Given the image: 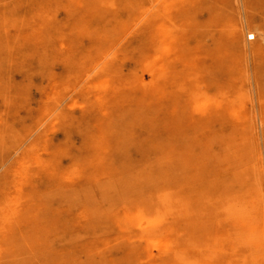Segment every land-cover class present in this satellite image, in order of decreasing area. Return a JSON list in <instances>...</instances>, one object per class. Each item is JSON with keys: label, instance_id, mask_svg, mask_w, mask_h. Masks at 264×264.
<instances>
[{"label": "rangeland", "instance_id": "rangeland-1", "mask_svg": "<svg viewBox=\"0 0 264 264\" xmlns=\"http://www.w3.org/2000/svg\"><path fill=\"white\" fill-rule=\"evenodd\" d=\"M247 222L264 0H0V264H264Z\"/></svg>", "mask_w": 264, "mask_h": 264}, {"label": "bare ground", "instance_id": "bare-ground-1", "mask_svg": "<svg viewBox=\"0 0 264 264\" xmlns=\"http://www.w3.org/2000/svg\"><path fill=\"white\" fill-rule=\"evenodd\" d=\"M151 3V2H150ZM238 5V4H237ZM257 8V7H256ZM256 27V26H255ZM258 29V28H257ZM246 31V30H245ZM261 31V30H260ZM129 34V33H128ZM170 35V34H169ZM247 36L249 37L250 36V38L252 39H254V38H256V31H254V29L252 30V31H250V32H248L247 33ZM163 38H164V36H163ZM161 43H162V41H161ZM165 43V42H164ZM155 44V43H154ZM157 46V45H156ZM155 46V47H156ZM169 46V45H168ZM163 47H165V46H163ZM167 47V46H166ZM169 48H170V46H169ZM160 51H163V50H160ZM165 52V51H164ZM195 54V53H194ZM182 55V54H181ZM154 57V56H153ZM148 63V62H147ZM109 66V65H108ZM171 74V73H170ZM96 87V86H95ZM142 89V88H141ZM124 94V93H123ZM126 95V94H125ZM76 98V97H75ZM77 99V98H76ZM78 100V99H77ZM227 101V100H226ZM83 103V102H82ZM206 103V102H205ZM95 114V113H94ZM42 125V124H41ZM181 156V155H180ZM179 157V156H178ZM185 158V157H184ZM182 159V158H181ZM157 160V159H156ZM155 160V161H156ZM163 160V159H162ZM179 160H180V158H179ZM183 160V159H182ZM185 161V160H184ZM147 162V161H146ZM177 162V161H176ZM169 163V162H168ZM159 164V163H158ZM169 165H171V164H169ZM161 166V165H160ZM164 166V165H163ZM130 167V166H129ZM134 167V166H133ZM157 167V166H156ZM128 168V167H127ZM135 168V167H134ZM150 168V167H149ZM160 169V168H159ZM187 170V169H186ZM185 170V171H186ZM162 171V170H161ZM196 171V170H195ZM140 172V171H139ZM138 172V173H139ZM212 172V171H211ZM198 174V173H197ZM107 175V174H106ZM201 174H199V176H200ZM204 175V174H203ZM185 176V175H184ZM108 180V179H107ZM187 180V179H186ZM185 182V181H184ZM105 183H107V182H105ZM109 183V182H108ZM145 184V183H144ZM219 185V184H218ZM173 186H175V185H173ZM220 186V185H219ZM167 189H169V188H167ZM215 189V188H214ZM218 189V188H217ZM133 191V190H132ZM150 191V190H149ZM158 192V191H157ZM209 192V191H208ZM176 193V192H175ZM197 193H199V192H197ZM212 193V192H211ZM214 193H215V191H214ZM220 193V192H219ZM163 195V194H162ZM201 195V194H200ZM203 195V194H202ZM123 198V197H122ZM196 199V198H195ZM208 199V198H207ZM211 199H212V197H211ZM205 200V199H204ZM141 201V200H140ZM187 201V200H186ZM222 202V201H221ZM137 203V202H136ZM204 203H206V202H204ZM208 203H210V202H208ZM215 204V203H214ZM217 204V203H216ZM135 205V204H134ZM225 205V204H224ZM227 205V204H226ZM214 206V205H213ZM216 206V205H215ZM218 206V205H217ZM223 206V205H222ZM228 206V205H227ZM107 207V206H106ZM225 211V210H224ZM223 211V212H224ZM94 212V211H93ZM179 217V216H178ZM262 217V216H261ZM133 221H135V220H133ZM244 221V220H243ZM250 221V220H249ZM240 222V221H239ZM128 223V222H127ZM136 223V222H135ZM240 224V223H239ZM248 224V225H247ZM174 225V224H173ZM243 226H245L246 227V234H245V239H246V242H250V244H252V246H253V248L255 249V251H253L252 252V255H253V257H252V259H257V258H259L260 256H264V251H262L261 250V245H260V242H257L256 240H258V237H260V238H263L262 239V243L264 242V231H259L258 230V227H257V225H254V224H252V223H246V224H243ZM143 237H144V235H143ZM154 239V238H153ZM142 240V239H141ZM158 241V240H157ZM245 241V240H244ZM243 241V242H244ZM144 242V241H143ZM147 242V241H146ZM159 242V241H158ZM160 244V243H159ZM158 244V245H159ZM20 245V244H19ZM165 245V244H164ZM163 246V245H162ZM161 246V247H162ZM261 251V252H260ZM198 254V253H197ZM103 256H104V254H103ZM181 256V255H180ZM159 257V256H158ZM92 258V257H91ZM210 262V261H209ZM207 263V262H206Z\"/></svg>", "mask_w": 264, "mask_h": 264}]
</instances>
